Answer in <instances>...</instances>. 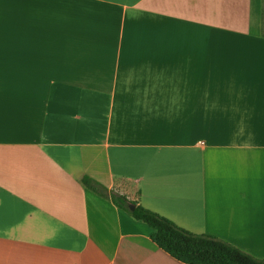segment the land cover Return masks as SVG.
<instances>
[{
  "label": "crops",
  "instance_id": "1",
  "mask_svg": "<svg viewBox=\"0 0 264 264\" xmlns=\"http://www.w3.org/2000/svg\"><path fill=\"white\" fill-rule=\"evenodd\" d=\"M262 1L0 0V264H183L85 175L264 259Z\"/></svg>",
  "mask_w": 264,
  "mask_h": 264
},
{
  "label": "trees",
  "instance_id": "2",
  "mask_svg": "<svg viewBox=\"0 0 264 264\" xmlns=\"http://www.w3.org/2000/svg\"><path fill=\"white\" fill-rule=\"evenodd\" d=\"M83 187L102 198L110 199L121 211L151 229L149 236L160 250L183 264H264L234 245L214 236L194 234L169 219L152 212L126 196L109 192L103 185L85 175L81 178ZM130 206H134L131 210Z\"/></svg>",
  "mask_w": 264,
  "mask_h": 264
},
{
  "label": "rangeland",
  "instance_id": "3",
  "mask_svg": "<svg viewBox=\"0 0 264 264\" xmlns=\"http://www.w3.org/2000/svg\"><path fill=\"white\" fill-rule=\"evenodd\" d=\"M262 2H264V0ZM263 7H264V4H263ZM261 17H262V22H263L262 32L264 34V11L262 12ZM216 34L221 37L220 32ZM0 37H6V38L13 37V15L12 13L9 15H6L5 19L0 20ZM142 225L147 226L146 224H143V223Z\"/></svg>",
  "mask_w": 264,
  "mask_h": 264
},
{
  "label": "water",
  "instance_id": "4",
  "mask_svg": "<svg viewBox=\"0 0 264 264\" xmlns=\"http://www.w3.org/2000/svg\"><path fill=\"white\" fill-rule=\"evenodd\" d=\"M130 209L133 210L134 209V206H130Z\"/></svg>",
  "mask_w": 264,
  "mask_h": 264
}]
</instances>
